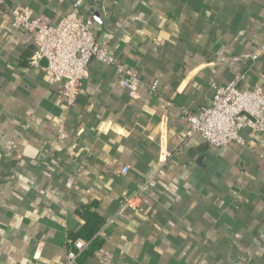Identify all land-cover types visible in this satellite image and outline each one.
<instances>
[{"label": "crops", "instance_id": "obj_1", "mask_svg": "<svg viewBox=\"0 0 264 264\" xmlns=\"http://www.w3.org/2000/svg\"><path fill=\"white\" fill-rule=\"evenodd\" d=\"M17 5L92 19L116 65L92 64L69 105ZM240 74L264 86V0H0V264H61L79 239L77 264H264V135L214 148L182 116Z\"/></svg>", "mask_w": 264, "mask_h": 264}, {"label": "built area", "instance_id": "obj_2", "mask_svg": "<svg viewBox=\"0 0 264 264\" xmlns=\"http://www.w3.org/2000/svg\"><path fill=\"white\" fill-rule=\"evenodd\" d=\"M10 12L13 26L29 35L35 43L36 50L30 64L40 67L41 62L46 61L44 69L50 73L53 82L61 84V92L69 105L76 104L80 86L89 78L92 64L116 65L110 50L97 41L92 19L71 12L52 22L37 16L26 5L12 6ZM117 67L118 73L123 74L119 84L136 92L141 79L132 71ZM245 77V74H240L231 81L212 82L211 103L208 106L202 107L199 112L182 110L183 118L189 123L188 137L200 135L212 147L222 148L234 143L246 145V131L264 135V86H245ZM157 87L158 80L149 84L153 92ZM129 171L128 164L118 169L122 175H127ZM158 180L157 175L144 179L125 203L131 206L135 197L155 189ZM87 246L88 242L76 240L61 264H77Z\"/></svg>", "mask_w": 264, "mask_h": 264}, {"label": "trees", "instance_id": "obj_3", "mask_svg": "<svg viewBox=\"0 0 264 264\" xmlns=\"http://www.w3.org/2000/svg\"><path fill=\"white\" fill-rule=\"evenodd\" d=\"M98 222H99V221H98ZM97 226H98L97 223H95V224L93 225V227H92V229H93V230H92V233H94V232L96 231ZM101 245H102V241H101L100 239H98V238L94 239V240L92 241V244H91L90 252L96 250V249L99 248Z\"/></svg>", "mask_w": 264, "mask_h": 264}]
</instances>
